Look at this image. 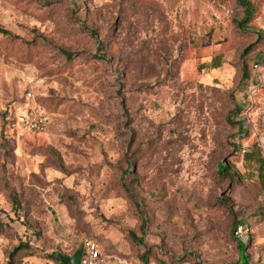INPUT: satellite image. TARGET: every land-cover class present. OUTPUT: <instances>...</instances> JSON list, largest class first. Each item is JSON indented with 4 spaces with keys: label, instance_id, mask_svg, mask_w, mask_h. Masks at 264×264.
Segmentation results:
<instances>
[{
    "label": "rangeland",
    "instance_id": "rangeland-1",
    "mask_svg": "<svg viewBox=\"0 0 264 264\" xmlns=\"http://www.w3.org/2000/svg\"><path fill=\"white\" fill-rule=\"evenodd\" d=\"M251 1L243 27L240 0H0V264H60L85 237L107 264H264Z\"/></svg>",
    "mask_w": 264,
    "mask_h": 264
},
{
    "label": "trees",
    "instance_id": "trees-1",
    "mask_svg": "<svg viewBox=\"0 0 264 264\" xmlns=\"http://www.w3.org/2000/svg\"><path fill=\"white\" fill-rule=\"evenodd\" d=\"M241 5L244 7V18L239 21V24L243 27H247L248 23L253 19L254 13H255V6L254 3L251 0H240ZM65 53L67 55H71V52L65 51ZM240 109V107H239ZM239 124H240V129L243 130V123L241 122V120H239ZM257 162L260 164V166L263 168L264 167V157L258 156L256 157ZM219 171L224 175V176H230V166L229 165H224L223 162L219 163V167H218ZM12 201L14 204L13 210L15 211V213L17 214L19 209H20V202L16 197H12ZM243 221H236V224H242ZM241 248H244V243L241 242L240 244ZM35 253V247L33 245L30 244V242H26V241H21L13 250V252L11 253V257L12 259H16V256L19 255V257L21 255L23 256H29V255H33ZM16 255V256H15ZM49 257H51L52 259H54L55 261L60 263V260L58 258H56L53 254H49ZM62 264V263H60ZM239 264V263H237Z\"/></svg>",
    "mask_w": 264,
    "mask_h": 264
},
{
    "label": "built area",
    "instance_id": "built-area-1",
    "mask_svg": "<svg viewBox=\"0 0 264 264\" xmlns=\"http://www.w3.org/2000/svg\"><path fill=\"white\" fill-rule=\"evenodd\" d=\"M31 128L41 130L44 128L45 120L39 116L28 121ZM83 252L81 264H107L106 258L103 257L100 251L99 242L92 237H85L82 241Z\"/></svg>",
    "mask_w": 264,
    "mask_h": 264
},
{
    "label": "water",
    "instance_id": "water-1",
    "mask_svg": "<svg viewBox=\"0 0 264 264\" xmlns=\"http://www.w3.org/2000/svg\"><path fill=\"white\" fill-rule=\"evenodd\" d=\"M83 244H80L71 255H66L60 251H53L52 254L60 260L62 264H81ZM239 264H249L244 252L241 251Z\"/></svg>",
    "mask_w": 264,
    "mask_h": 264
}]
</instances>
